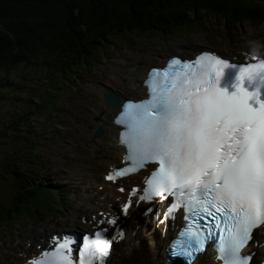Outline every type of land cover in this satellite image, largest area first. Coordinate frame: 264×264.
<instances>
[{"label": "snow or ice", "instance_id": "snow-or-ice-1", "mask_svg": "<svg viewBox=\"0 0 264 264\" xmlns=\"http://www.w3.org/2000/svg\"><path fill=\"white\" fill-rule=\"evenodd\" d=\"M144 83L147 98L126 103L116 120L124 128L120 143L127 166L105 179L116 183L156 167L145 187L129 191L123 213L133 197L149 204L172 197L166 217L184 209L185 219L203 222L182 234L187 239L173 255L191 264L205 239L217 236L224 264H250L242 250L264 226V59L235 65L210 53L191 61L173 57L151 69ZM106 232L85 234L82 241L54 236L27 264H105L117 239Z\"/></svg>", "mask_w": 264, "mask_h": 264}, {"label": "rangeland", "instance_id": "rangeland-1", "mask_svg": "<svg viewBox=\"0 0 264 264\" xmlns=\"http://www.w3.org/2000/svg\"><path fill=\"white\" fill-rule=\"evenodd\" d=\"M246 1L251 4L261 2L260 0ZM228 20L230 19L228 18ZM225 22V19H221V17L220 19L209 18L203 22L202 27L199 26L197 29L195 27V30L186 34H183V31H174L164 34L125 35L124 38L118 40V43L110 44L108 42L110 48L104 47L99 51L101 53L104 50V55L97 58L99 60L96 59L92 65L84 68L83 74L77 73L73 78L69 77L67 84H63L59 78L54 76L49 77L48 73L52 74L49 72L48 66L35 64V60H32V63L27 67L19 64L4 74V78L7 77L11 84L0 89V95L3 96L0 99V159L3 160V167L6 164H13L14 168L25 170L29 176L39 177L43 186L38 189V192L45 199L44 205L46 206L41 215L35 218L32 217L30 209L27 211L26 208H18V216L9 218L5 222V226L0 224V249L5 248L8 251L10 245L19 244V241L31 235L42 234L45 237L51 232L56 234L57 231L76 229V227H71L72 223L67 222V217L78 211L79 205H84L83 197L92 194L95 189V187L89 188V183L87 185L79 183L74 172L77 168V161L72 156V148L77 146L75 140L78 138L74 125L78 124L82 100L86 98L85 87L90 84L102 83L109 75L108 69L114 67L112 64L114 61L125 58L130 53H137L141 46L148 47L149 43L153 41L165 45L172 43L174 55L180 57H184V55L176 51L187 49L190 45L187 44V41L191 40L198 41V43L189 46L192 47L188 48L189 52L193 48H204L232 57L236 56L237 51L264 50V29L262 27H251L249 24L240 27L239 25L236 32L233 29L232 31L228 30ZM235 22L236 24L232 23V25L236 26L237 21ZM191 29L193 28L186 30ZM176 44L178 45L176 46ZM181 44L183 45L180 46ZM43 59L41 57L39 62ZM55 94L56 97H54ZM59 97H61L60 106L51 109L53 105L51 101ZM31 109L34 113L24 119L26 112ZM10 115L16 116V125H19L15 132L11 128L13 123L10 120V118L14 120V116L10 117ZM4 128L7 129V132L2 137L1 130ZM23 139H26V142ZM1 141H5V143ZM23 142V147L27 146L28 148L22 147ZM30 146L31 148H29ZM17 149H20L22 153L16 152ZM3 171V174L1 172L0 174L3 176L6 173V177L0 178V207L5 212L12 208L16 192L12 180L14 175ZM19 191H22L21 188ZM54 191L60 192L61 195L57 196ZM96 191L103 192V187L98 186ZM62 197L67 200L60 199ZM50 207L54 211L49 210ZM56 210L61 212L57 213ZM1 211L0 209V213ZM29 241L32 246L37 243L33 238H30ZM149 248L150 243L147 241L145 249ZM125 258L116 251L112 254V261L115 264H128Z\"/></svg>", "mask_w": 264, "mask_h": 264}, {"label": "trees", "instance_id": "trees-1", "mask_svg": "<svg viewBox=\"0 0 264 264\" xmlns=\"http://www.w3.org/2000/svg\"><path fill=\"white\" fill-rule=\"evenodd\" d=\"M260 1L251 4L246 0H0V89L11 84L4 78L5 73L19 64L27 67L32 60L48 66L52 74L48 76L65 84L68 77L73 78L92 64L102 48H109L108 42L117 43L125 35L190 33L195 27H202L206 19L220 17L236 32L239 25H264V0ZM233 20L237 21L236 26L232 25L236 24ZM189 28L193 29L186 30ZM41 57L44 59L39 62ZM32 114L33 110H28L27 116ZM11 116L15 132L19 125L16 116ZM6 132V128L1 130L2 137ZM3 170L14 175L16 194L10 211L4 212L0 207V224L5 226L9 218L18 216L17 209L22 207L30 209L33 218L39 217L46 206L38 192L43 186L39 177L33 178L13 164L3 167L0 159V172ZM5 177L6 173L0 178Z\"/></svg>", "mask_w": 264, "mask_h": 264}, {"label": "bare ground", "instance_id": "bare-ground-1", "mask_svg": "<svg viewBox=\"0 0 264 264\" xmlns=\"http://www.w3.org/2000/svg\"><path fill=\"white\" fill-rule=\"evenodd\" d=\"M193 43L197 44L198 41H187V44H190L189 46H193ZM189 46L187 49L176 52L184 55L183 58L190 59L197 52L203 51V49L193 48L189 52V49L192 48ZM172 47V43L171 45H165L154 41L150 42L148 47L143 45L137 53H130L125 58L114 61L115 63H112L114 67L112 69L109 68L110 70L108 69L109 75L102 83L90 84L85 87L86 98L82 100V110L77 121L78 124L74 125L76 137L78 136V138L76 140L73 139L77 146H73L72 156L77 161V168L74 172L79 183L86 185L89 183V188L95 187V189L92 194L83 197L82 203L84 205H79V210L67 217V222L72 223L71 227H76V229L72 231H54L58 235L74 231L80 232V229H82L80 234L95 232L99 228L94 229L92 225L96 224L97 219L101 218L98 212L102 211L103 213L109 212L112 214L114 212L113 207L117 203L121 204L125 196L119 194L115 186L106 184L103 181L106 171L118 163L123 153V149L117 143V128L112 124V117L116 110L109 108L111 106H108L107 102L105 104L103 94L113 91L122 101L126 100V98L132 100L143 98L145 89L141 86V83L147 69L153 66L160 67L166 58L175 56L173 53L174 48L172 49ZM132 66L135 67L134 71L129 72ZM98 127L102 128L103 133L101 137L96 138L98 132L95 131ZM135 178L136 176H132L124 179L123 182L128 181V183L132 184L136 182ZM98 186H102L104 191L98 193L96 191ZM54 193L57 196L61 195L57 191H54ZM93 215L96 219L95 221H93ZM82 218L87 221L84 226L80 225ZM91 220L92 222L90 223L89 221ZM140 220L142 221L139 222ZM146 221V218L139 215L135 208L130 210L129 217L124 221V226L127 230L126 237L120 242L119 247H115V251L121 253L123 258L126 257L128 264H169L166 260L164 249L173 232L168 226L162 234V226H159L155 228L153 234H148V231H144V223ZM148 222L151 223V217L148 218ZM33 233L35 234V231ZM52 234L45 235V237L42 234L31 235L19 241V244L13 243L10 245L8 251L5 248L0 249V264H22L31 253L35 252L37 245L46 247ZM28 238H33L37 241L35 246L31 245ZM147 241L150 243L148 250L145 249ZM263 251L264 249L259 250V252ZM107 264H115L112 261V255L107 260ZM193 264L214 263L210 258V252H204Z\"/></svg>", "mask_w": 264, "mask_h": 264}, {"label": "water", "instance_id": "water-1", "mask_svg": "<svg viewBox=\"0 0 264 264\" xmlns=\"http://www.w3.org/2000/svg\"><path fill=\"white\" fill-rule=\"evenodd\" d=\"M104 101L105 103L107 102L108 106H113V108H118L119 104H120V100L117 98L116 94L113 92H108L104 94ZM95 132H98L97 137L99 138L102 136V128L99 127L96 129Z\"/></svg>", "mask_w": 264, "mask_h": 264}]
</instances>
